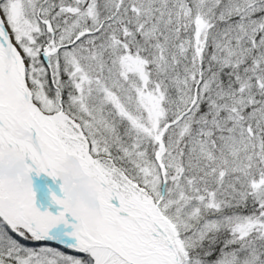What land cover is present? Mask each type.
Segmentation results:
<instances>
[{
    "label": "snow or ice",
    "instance_id": "obj_1",
    "mask_svg": "<svg viewBox=\"0 0 264 264\" xmlns=\"http://www.w3.org/2000/svg\"><path fill=\"white\" fill-rule=\"evenodd\" d=\"M0 264H264V0H0Z\"/></svg>",
    "mask_w": 264,
    "mask_h": 264
},
{
    "label": "bare ground",
    "instance_id": "obj_2",
    "mask_svg": "<svg viewBox=\"0 0 264 264\" xmlns=\"http://www.w3.org/2000/svg\"><path fill=\"white\" fill-rule=\"evenodd\" d=\"M34 180H35V187L40 194L41 201L47 205L50 199V197L48 196L47 187L51 186L53 191L58 192V184L53 183L50 178L43 175L38 179L34 177ZM53 210L55 209L53 208Z\"/></svg>",
    "mask_w": 264,
    "mask_h": 264
},
{
    "label": "rangeland",
    "instance_id": "obj_3",
    "mask_svg": "<svg viewBox=\"0 0 264 264\" xmlns=\"http://www.w3.org/2000/svg\"><path fill=\"white\" fill-rule=\"evenodd\" d=\"M37 192H38V191H37ZM38 202H42V201H41V197H40L39 192H38Z\"/></svg>",
    "mask_w": 264,
    "mask_h": 264
},
{
    "label": "water",
    "instance_id": "obj_4",
    "mask_svg": "<svg viewBox=\"0 0 264 264\" xmlns=\"http://www.w3.org/2000/svg\"><path fill=\"white\" fill-rule=\"evenodd\" d=\"M57 184H58V182H57Z\"/></svg>",
    "mask_w": 264,
    "mask_h": 264
}]
</instances>
